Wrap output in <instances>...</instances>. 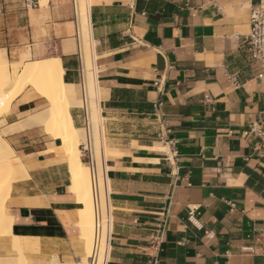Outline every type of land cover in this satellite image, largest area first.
<instances>
[{
	"label": "crops",
	"instance_id": "1",
	"mask_svg": "<svg viewBox=\"0 0 264 264\" xmlns=\"http://www.w3.org/2000/svg\"><path fill=\"white\" fill-rule=\"evenodd\" d=\"M38 1L27 8L26 0H0V51L10 63L26 47L30 59L59 58L66 97L80 100L70 0ZM258 2L89 0L108 150L98 186L107 217L103 264H264V69L245 43ZM48 107L27 86L0 115V135L24 168L4 211L26 264H78L85 241L68 158L30 118ZM69 114L80 130L81 108ZM78 148L80 162L92 166ZM11 241L0 236L1 257L11 255Z\"/></svg>",
	"mask_w": 264,
	"mask_h": 264
},
{
	"label": "bare ground",
	"instance_id": "2",
	"mask_svg": "<svg viewBox=\"0 0 264 264\" xmlns=\"http://www.w3.org/2000/svg\"><path fill=\"white\" fill-rule=\"evenodd\" d=\"M88 5L89 0H80L82 48L86 63L91 70L89 91L94 94L96 83L94 76L95 55L92 51L89 36ZM19 55L18 61L10 63L4 60V52L1 53L0 51V115L7 111L11 101L27 86L32 87L48 101L49 107L45 111L30 118L35 122L43 123L46 132L61 141L59 151L68 158V169L72 181L71 191L75 195L78 204H82L77 211L80 213L78 215L82 217L79 233L85 241V257L78 264H103L104 254L101 252L103 249L105 250L106 230L102 216L103 213H106V204L104 195L98 186L100 181L102 184L105 182L103 157L108 153V150L96 101L92 103L94 124L91 143L92 166H86L79 160V131L69 114L70 107L79 106L80 100H70L66 97L62 82L63 70L60 59L34 60L28 58V51L21 52ZM13 152L8 143L0 136V236H7L12 239L11 255L6 257L0 255V264L26 263L21 262L24 255L17 237L11 234L10 219L4 211V201L11 181L17 175L24 174L23 165L18 158L14 157ZM94 157L96 165H94ZM22 259L26 260L25 258Z\"/></svg>",
	"mask_w": 264,
	"mask_h": 264
},
{
	"label": "built area",
	"instance_id": "3",
	"mask_svg": "<svg viewBox=\"0 0 264 264\" xmlns=\"http://www.w3.org/2000/svg\"><path fill=\"white\" fill-rule=\"evenodd\" d=\"M39 5L38 0H26V7L32 8ZM70 5L72 8V22H73V36L76 42V55L78 58V71L80 75V87H81V97H80V108L82 110V129L84 132V138L79 143L80 150L84 153V156L87 159V164L91 165L92 160V138L94 134V124L92 116V103L97 101L99 105V95L97 91V81L95 83V93L91 94L89 91V75L90 69L86 63V57L84 50L82 48L83 34L81 28V19H80V0H70ZM249 31L245 37V43L250 55V58L261 65L264 69V0H259L255 5H252L249 15ZM95 69L94 76L96 80L97 76V67L94 59ZM234 85H237L238 82L235 77L231 78ZM161 101H156L153 103V117L157 120L159 124H162V114L160 111ZM100 115V111H99ZM252 130H257L255 127H252ZM158 139L167 145L169 148H172L174 145V140L168 137L167 131L161 132L159 130ZM174 151L171 150V154ZM194 207H190L188 210V220L193 221L194 219ZM166 213H163V216ZM164 219L156 227L152 240L155 244L160 242L162 233L164 231Z\"/></svg>",
	"mask_w": 264,
	"mask_h": 264
},
{
	"label": "rangeland",
	"instance_id": "4",
	"mask_svg": "<svg viewBox=\"0 0 264 264\" xmlns=\"http://www.w3.org/2000/svg\"><path fill=\"white\" fill-rule=\"evenodd\" d=\"M41 5V4H40ZM24 51H28V49H27V47H26V50H24ZM24 51H21V52H24ZM20 52V53H21ZM19 58H20V55H19ZM19 58H18V60H19ZM29 58V57H28ZM4 60L6 61V62H8L7 60H6V58H5V54H4ZM8 60H14V59H11V58H8ZM80 102V101H79ZM81 103V102H80ZM80 103H79V106H80ZM79 132H78V135H80L79 133H80V131H81V135H80V137H79V140L80 141H82L83 140V138H84V132H83V129H82V127L80 128V130H78ZM1 136V135H0ZM106 157V156H105ZM100 186H102V182L100 181ZM103 198V197H102ZM103 200V199H102ZM104 201V200H103ZM76 202H77V200H76ZM103 204H104V202H102ZM77 204H78V202H77ZM79 206H82V204H78ZM102 220H103V223H104V225H105V230H106V227H107V217H106V213H103V216H102ZM101 253H103L104 254V249L102 250V252ZM22 258H24V257H22ZM21 258V262H26V260L24 261L23 259ZM19 260V259H18ZM20 261V260H19ZM22 264V263H21ZM26 264V263H25Z\"/></svg>",
	"mask_w": 264,
	"mask_h": 264
}]
</instances>
